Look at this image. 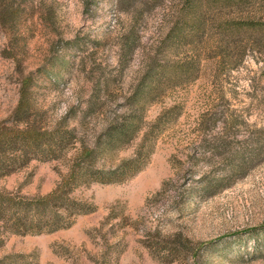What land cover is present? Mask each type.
Here are the masks:
<instances>
[{
  "label": "rangeland",
  "instance_id": "rangeland-1",
  "mask_svg": "<svg viewBox=\"0 0 264 264\" xmlns=\"http://www.w3.org/2000/svg\"><path fill=\"white\" fill-rule=\"evenodd\" d=\"M34 1L39 12L20 36L0 26V120L11 119L26 80L45 126L72 129L75 141L60 160H33L0 188L45 195L116 123L131 130L97 166L136 160L121 181L77 189L94 211L69 227L4 234L3 264H264V239L250 233L264 224V36L226 33L219 22L233 13L203 8L199 29L167 48L180 0ZM151 62L173 67L148 85ZM219 132L231 153L198 147ZM241 150L244 173L204 194V181L223 176Z\"/></svg>",
  "mask_w": 264,
  "mask_h": 264
},
{
  "label": "trees",
  "instance_id": "trees-1",
  "mask_svg": "<svg viewBox=\"0 0 264 264\" xmlns=\"http://www.w3.org/2000/svg\"><path fill=\"white\" fill-rule=\"evenodd\" d=\"M180 3V8L174 11L173 19L167 26V48L185 38L189 32L199 29L203 8L209 13L221 9L233 13V17H224L219 22L226 33H247L255 35L258 40L264 36V0H180ZM36 5L34 0H0L1 28L12 37L20 36L23 25L39 12ZM40 11V17L46 23L45 16L50 18L52 6L46 12ZM172 67L163 62H151L145 69L144 79L150 85L158 75L171 71ZM18 94V103L11 119L0 120V179L22 169L33 160H60L71 141H75L72 129H66L61 124L51 128L45 126L41 111L31 103L32 92L28 81L21 84ZM131 125L123 122L107 126L105 144L96 143L93 147L80 149L54 188L45 195L26 196L0 188V248L4 243V234L50 233L69 227L78 215L93 212V204L78 198L74 192L92 183H114L125 177L136 159H128L110 169L98 167L97 160L106 148L125 141ZM230 141L226 133L219 132L200 138L197 144L211 154H224L231 153ZM245 150L237 152L239 162L229 166L223 176H211L204 181L201 188L204 194L226 187L222 183L231 174L244 173ZM253 153L256 155L255 148ZM131 171L138 170L134 168ZM250 233L254 234L255 239H264V224L253 228ZM3 262L4 259L0 260V264Z\"/></svg>",
  "mask_w": 264,
  "mask_h": 264
}]
</instances>
